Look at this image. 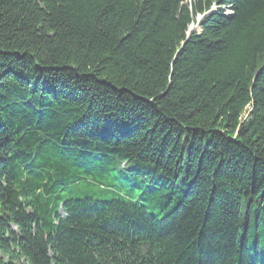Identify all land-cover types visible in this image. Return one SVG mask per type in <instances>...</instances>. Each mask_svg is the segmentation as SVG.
I'll use <instances>...</instances> for the list:
<instances>
[{
    "label": "trees",
    "instance_id": "16d2710c",
    "mask_svg": "<svg viewBox=\"0 0 264 264\" xmlns=\"http://www.w3.org/2000/svg\"><path fill=\"white\" fill-rule=\"evenodd\" d=\"M0 264H264V0H0Z\"/></svg>",
    "mask_w": 264,
    "mask_h": 264
},
{
    "label": "rangeland",
    "instance_id": "374dc122",
    "mask_svg": "<svg viewBox=\"0 0 264 264\" xmlns=\"http://www.w3.org/2000/svg\"><path fill=\"white\" fill-rule=\"evenodd\" d=\"M187 2H189L190 0H186ZM191 29L193 30V31H196V30H198V28H197V26L194 24L193 25V27H191Z\"/></svg>",
    "mask_w": 264,
    "mask_h": 264
},
{
    "label": "water",
    "instance_id": "95a60500",
    "mask_svg": "<svg viewBox=\"0 0 264 264\" xmlns=\"http://www.w3.org/2000/svg\"><path fill=\"white\" fill-rule=\"evenodd\" d=\"M193 32V30L188 29V34H191Z\"/></svg>",
    "mask_w": 264,
    "mask_h": 264
},
{
    "label": "bare ground",
    "instance_id": "6f19581e",
    "mask_svg": "<svg viewBox=\"0 0 264 264\" xmlns=\"http://www.w3.org/2000/svg\"><path fill=\"white\" fill-rule=\"evenodd\" d=\"M190 29H191V27H190Z\"/></svg>",
    "mask_w": 264,
    "mask_h": 264
}]
</instances>
